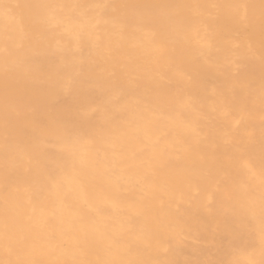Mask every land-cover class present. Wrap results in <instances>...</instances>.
Masks as SVG:
<instances>
[{
    "label": "bare ground",
    "instance_id": "obj_1",
    "mask_svg": "<svg viewBox=\"0 0 264 264\" xmlns=\"http://www.w3.org/2000/svg\"><path fill=\"white\" fill-rule=\"evenodd\" d=\"M0 264H264V0H0Z\"/></svg>",
    "mask_w": 264,
    "mask_h": 264
}]
</instances>
